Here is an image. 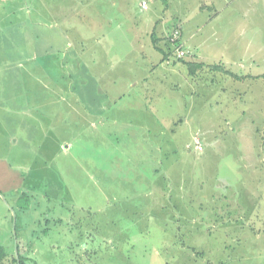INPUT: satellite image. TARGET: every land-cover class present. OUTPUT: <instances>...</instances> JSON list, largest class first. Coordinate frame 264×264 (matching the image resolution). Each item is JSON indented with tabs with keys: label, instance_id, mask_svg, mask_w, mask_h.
Listing matches in <instances>:
<instances>
[{
	"label": "rangeland",
	"instance_id": "374dc122",
	"mask_svg": "<svg viewBox=\"0 0 264 264\" xmlns=\"http://www.w3.org/2000/svg\"><path fill=\"white\" fill-rule=\"evenodd\" d=\"M21 2L30 25H56L61 77L74 68L84 77H73L74 124L60 126L54 145L19 142L0 163V245L12 253L9 206L18 208L19 190L32 200L17 215L35 264H264V126L251 143L204 81L164 64L167 54L182 62L201 53L241 72L255 56L264 73V0ZM179 29L181 40L195 35L207 48L192 42L178 59ZM96 89L109 97L107 115L83 104L84 90ZM32 133L26 139L40 138Z\"/></svg>",
	"mask_w": 264,
	"mask_h": 264
},
{
	"label": "crops",
	"instance_id": "0c3cea01",
	"mask_svg": "<svg viewBox=\"0 0 264 264\" xmlns=\"http://www.w3.org/2000/svg\"><path fill=\"white\" fill-rule=\"evenodd\" d=\"M21 1L0 0V124L4 126L0 129V134H5L7 140V144L4 142L3 145L5 156L0 163L6 165L11 157L12 149L18 147L19 142H22L20 146L23 147H28L29 141L36 146H44L43 141L47 140L53 146L54 138L56 140L59 136L60 126L69 128L70 124H74V120L70 118L76 113L77 93L74 90L73 77L79 71L74 68L70 76L63 74L61 77L60 58L59 55L54 54L59 52L58 37L55 41L53 39L54 35L58 36L56 25H53V22L30 25ZM37 24L40 27L46 24L45 27H49L48 35L50 34L52 38L43 37V30L38 28ZM192 42L197 43L195 48L198 52L202 48H207L204 42H197L195 35L185 41L182 38L181 44L191 53ZM205 58L208 57L201 53H194L193 56L190 54L187 60L179 62L175 60V55L167 54L164 64L172 67L169 74L173 76H180L186 71L188 76L204 81L205 87L214 92L212 97L213 95L215 97H211L212 101L218 106L228 104L229 114L238 116L241 120L239 123L248 126L249 141L253 143V134L256 138L259 127L264 126V73L260 71V68H256L258 62L256 57L249 60V69L244 66L245 61L239 63L238 69L244 70L241 72L234 70L233 67L237 64H233L232 61L226 64L222 61L211 64L206 63ZM72 59H76L74 53ZM189 66H194V73L191 74ZM224 70L240 79L225 74ZM79 75L84 77L82 72H79ZM220 75L227 83L222 89L219 87V80L217 81ZM221 91L224 94H221ZM101 92L103 93L101 89L97 92L84 90L83 94L86 98L83 104L90 114L108 113L109 97ZM226 93H229L227 97L229 100L223 103L222 96ZM119 110L125 113L128 111L122 108ZM32 115L36 118L34 119ZM43 116H46L51 129L49 126L45 128ZM49 116L50 119H48ZM20 129L23 130L26 138L38 130L40 138L38 140L24 139L18 132ZM249 153L251 157L256 155Z\"/></svg>",
	"mask_w": 264,
	"mask_h": 264
},
{
	"label": "trees",
	"instance_id": "16d2710c",
	"mask_svg": "<svg viewBox=\"0 0 264 264\" xmlns=\"http://www.w3.org/2000/svg\"><path fill=\"white\" fill-rule=\"evenodd\" d=\"M181 38L179 39V41H177V45L183 49V45H179L181 44ZM167 57V55H165V58ZM189 68L191 69V74L194 73L195 71L193 70L194 66H189ZM214 68V66H213ZM216 69V67H215ZM224 73L233 77V78H237L240 79V77L235 76L234 74H231L230 72L224 70ZM14 196L16 199V204L18 206L17 209L13 208L16 214V224H15V231H11L10 234L12 235V247L10 246V251H12V253H9V249L8 247H6L5 245H0V264H3V262L9 258V256L11 255L12 258V264H35L36 260H32L29 255L32 252V248L35 245L34 243H31L30 239L28 238V232L27 230L24 228V225H20L19 222V217L17 215V212H26V211H30L32 208V200L31 198L25 194V193H21L19 192V190H16L14 192ZM11 223L12 226L14 228V219H11ZM12 229V227H11ZM17 241V246H16V242ZM14 244L15 247L17 248V252L14 249ZM15 251V254H14Z\"/></svg>",
	"mask_w": 264,
	"mask_h": 264
},
{
	"label": "built area",
	"instance_id": "2783aa9c",
	"mask_svg": "<svg viewBox=\"0 0 264 264\" xmlns=\"http://www.w3.org/2000/svg\"><path fill=\"white\" fill-rule=\"evenodd\" d=\"M143 6L144 8L147 7L146 2H143ZM181 38V32L180 29L179 30H175L171 39H173V43L177 44L176 42L179 41V39ZM177 58L178 59H183L186 58V56L188 55V52L186 50L181 49L179 46L177 47V52H176ZM196 145L198 146V148L201 147V142L200 140L196 139ZM201 150V149H200Z\"/></svg>",
	"mask_w": 264,
	"mask_h": 264
},
{
	"label": "water",
	"instance_id": "95a60500",
	"mask_svg": "<svg viewBox=\"0 0 264 264\" xmlns=\"http://www.w3.org/2000/svg\"><path fill=\"white\" fill-rule=\"evenodd\" d=\"M0 196L5 200V197H4L3 195H0ZM5 202H6L7 205H9V204L7 203V201H5ZM9 208H10V211L12 212V214H13V219H14V231H15L16 214H15V211H14V209H13L12 207L9 206ZM16 246H17V242H16ZM15 249H16V252H17V248H16V247H15Z\"/></svg>",
	"mask_w": 264,
	"mask_h": 264
}]
</instances>
